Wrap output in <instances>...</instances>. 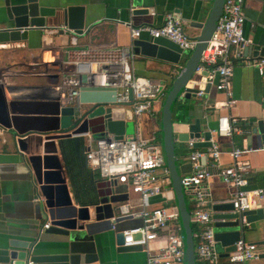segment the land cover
<instances>
[{
  "label": "crops",
  "instance_id": "crops-1",
  "mask_svg": "<svg viewBox=\"0 0 264 264\" xmlns=\"http://www.w3.org/2000/svg\"><path fill=\"white\" fill-rule=\"evenodd\" d=\"M41 3L54 11V14L47 18L49 28L64 29L62 36L69 34L68 44L62 45L61 35L44 34L41 29L31 30L27 40L0 43V63H2L0 69H3L0 72V84L5 89L7 101L15 103L14 107L18 111L16 115L19 117L17 124L23 130L32 126L45 128L47 124L50 125V123L30 121L28 118H52L54 109L52 103L56 101L58 95L61 101L62 50L134 44L128 23L159 25L167 12L175 13L183 21L187 34L197 36L201 32V28L197 25L206 21L214 0H41ZM68 7H74L76 12L83 15L85 28L80 34L70 30L64 23V10ZM143 8H147V12L137 10ZM244 15L246 17L245 35L250 40L249 45H253V52L256 50L258 52L257 55L252 54L237 59L234 63L230 85L231 96L217 88V84L213 83L214 78L212 80L207 78L211 86L208 88L205 86L203 89L199 88L200 77L196 78L190 85L198 88L197 92L189 96L184 94L176 102L173 122L176 133L187 132L189 124L196 120L200 121L203 130L210 129L213 133L211 141L217 143L222 152L219 168L233 163L231 153L236 148L248 149L241 159L247 161L251 167L249 188L256 189L264 188V143L259 144L255 136L251 138L248 132L250 127L246 123L250 118L258 117L264 112V76L252 63L254 58L264 57V54L262 55V52L264 53V0H247ZM5 17L3 2L0 0V27H5V24L1 23ZM44 35L52 37L53 41L48 42V38ZM142 38L149 39L147 35ZM190 54L191 52L184 54L183 61L176 65L137 53L134 70L139 76L158 80L170 87L174 76L181 70V66L185 65ZM201 91L203 93H200ZM232 100L234 102L229 104ZM163 102L164 100L155 104L154 114L144 113L139 120L129 116V112L125 109L115 107L113 119L125 122L124 135H135L139 132L144 138L156 137L162 143ZM220 116L230 118L231 135L216 133ZM90 130H93V133H99L103 130V124L91 125ZM15 131L16 128L13 126L7 128L0 125V242L31 241L38 237L42 242H50L58 237L47 234L42 229L45 222H50L46 215L49 209L44 201L35 200L37 188L33 180V170L28 161L29 155L39 154L42 151V146L39 144L41 130L37 128L23 136L27 145L26 151L19 149L17 144L19 136L14 135ZM193 149L188 141L177 142L178 168L180 170L184 166L183 168L187 170L182 176L192 172L185 164L191 162L189 155ZM65 155L68 166L66 176L72 179V184L80 194L79 196L83 198L82 200L93 197L96 190L95 183L100 177L97 171L89 167L84 149L82 158L79 159L75 148L67 144ZM59 157H62L60 152ZM68 183L70 185L71 181ZM209 185L210 207L213 214L225 212L214 210L213 206L230 202L236 190L235 187L227 185L218 175L210 178ZM170 190L169 187L165 193L150 198L151 206L176 204L175 198H171ZM90 192L91 197H89ZM190 192H186V198L187 194L191 195L192 192ZM127 194L128 198L122 204L128 203L136 209L140 208V195L132 191ZM259 200L253 209L264 207V197ZM188 204L192 211L194 200L191 199ZM91 212L93 213L92 207ZM141 223L142 219L129 217L117 223V227L127 229ZM117 232L118 229L112 227L97 233L98 258L90 264H140L165 246V238L151 240L147 244H118ZM245 239L262 245L264 249V219L257 223L256 229L250 227L246 231ZM197 262L210 264L198 259ZM256 263L264 264V259L259 257ZM223 264H228L227 260L223 261Z\"/></svg>",
  "mask_w": 264,
  "mask_h": 264
},
{
  "label": "built area",
  "instance_id": "built-area-1",
  "mask_svg": "<svg viewBox=\"0 0 264 264\" xmlns=\"http://www.w3.org/2000/svg\"><path fill=\"white\" fill-rule=\"evenodd\" d=\"M246 1L225 0L222 15L196 69L200 73L207 70L209 80L219 72L217 88L229 96L234 63L245 57L244 48L250 42L244 32ZM183 25V21L173 12H167L159 25L128 23L133 40L144 35L151 40L166 37L189 53L195 49L198 39L197 36L187 34ZM136 55L133 43L62 50L61 103L76 109V127L89 114V110L101 109L100 105L79 101L82 74L88 75L97 86L117 88V102L105 105V109L121 107L136 120L144 113H155L154 106L165 100L168 87L158 80L137 75L134 70ZM252 63L264 76V57L254 58ZM129 89L133 90V99H130ZM233 102L232 100L229 104ZM100 132L96 135L89 129L82 133L84 154L89 167L97 171L103 181L111 183V187L125 186L126 189L121 192L132 191L140 195V208L136 209L128 203L121 204V215L142 219L140 225L123 230L124 244H147L151 240L165 238V246L140 264H186L185 238L177 205L150 204V198L165 193L171 184L170 170L161 142L156 137L144 138L139 132L122 137H116L107 129ZM216 133L232 134V123L228 116L219 117ZM194 142L195 139L188 141L189 146L194 148L189 155L193 171L184 174L181 182L186 190L194 194L191 221L196 227L193 228V236L197 259L210 264H223L225 260L228 264H257L256 260L264 252L263 246L244 237L235 242L234 250L227 254L222 253L215 236L217 220L210 207L209 181L214 175H218L227 185L235 187L230 199L233 211L239 214L243 224L249 225L245 212L253 209L259 199L264 197V188H249L251 167L247 161L241 159L248 149L236 148L231 153L233 163L219 168L222 152L218 144L213 141L212 146L204 151L195 148ZM203 157L206 158L204 164ZM215 168L217 169L214 170ZM35 200L45 201V197L37 194ZM49 227L50 222H45L42 229Z\"/></svg>",
  "mask_w": 264,
  "mask_h": 264
},
{
  "label": "water",
  "instance_id": "water-1",
  "mask_svg": "<svg viewBox=\"0 0 264 264\" xmlns=\"http://www.w3.org/2000/svg\"><path fill=\"white\" fill-rule=\"evenodd\" d=\"M2 2L6 17L1 22L5 24V27H0V43L27 40L30 31L35 29H41L44 34H58L61 36L65 31L62 28H49L47 18L53 15L54 11L44 6L41 0H2ZM224 3L225 0H214V5L206 21L198 23L197 26L201 28L200 34L197 35L198 43L186 59L183 68L174 76L172 84L168 87L162 107L163 139L161 144L170 170L171 198H175L180 213L182 232L185 238L186 264H198V262L191 211L186 198V192L188 191L181 182L182 174L187 170L183 168L184 166L180 170L178 168L176 145L177 142H187L190 138H194L193 146L207 151L212 146L213 133L210 129L203 130L199 120L190 123L187 132L176 133L173 111L176 102L184 94L189 96L197 92L198 88L190 85L194 79L200 77L199 88L203 89L205 86L207 88L211 86V83L207 82L209 72L205 70L200 73L196 69L222 15ZM137 10L147 12L148 9ZM76 11L74 7L65 9L64 23L70 30L80 34L85 28V20L83 15ZM44 36L48 38V42L53 41L52 37ZM45 37L44 39L47 40ZM68 39L69 34L63 35L61 37L62 45L68 44ZM134 48L136 53L156 57L176 65L183 61L182 57L187 53L177 43L166 37H157L152 40L135 39ZM257 52V50L253 52V45L244 48L245 56L257 55ZM80 80L82 85L79 101L100 105L101 109L89 110V114L78 127H76L78 122L76 121V109L73 106L62 104L60 95L52 103L54 107L51 114L52 118H28V120L38 123H50L45 128L37 127L41 130L39 144L42 146V151L39 154L29 155L28 161L33 170V180L37 188V194H42L45 197L44 204L49 209V213H46V215L50 220V227L45 229V233L57 235L58 238L50 242L45 241L48 243L42 242L40 237L31 241L10 240L0 242V264H90L98 258L97 233L112 227L118 229V244L125 243L124 229L118 228L117 223L131 217L130 215H121V204L128 198V194L121 191L125 190L126 187L113 188L111 183L100 178L95 183L96 190L93 193V202L86 203L77 197L72 179L66 176L68 175L66 174L68 173L65 156L66 145H72L75 148L77 157L81 159L84 148L82 133L88 131L91 125L102 123L103 130L107 129L116 137H122L126 133L125 122L111 118L115 108H104L105 105L117 102V88L97 86L86 74H82ZM218 81L219 72H216L213 83L217 84ZM4 90V87L0 84V125L7 128L15 127L14 135L19 136L17 140L19 149L26 151L27 145H25L23 136L37 128L32 126L27 130H23L18 126L19 117L16 115L18 111L14 107L15 103L7 101ZM129 96L130 99H133L132 89H129ZM246 124L250 127L248 132L251 138L255 136L258 143L263 144L264 112L260 113L258 117L250 118ZM94 133L99 135L101 132ZM202 136L203 139H201ZM205 161L206 158L203 157L202 162ZM185 165L193 171L191 162ZM68 181H71L70 185ZM213 209L225 211L213 214L217 220L215 222V236L219 242V249L223 248L221 250L223 254L234 250L235 242L242 237L245 238L246 231L250 227L256 229L257 223L264 219V207L245 212L250 227L240 221L239 214L234 213L231 202L214 205ZM63 210L67 211L64 212ZM259 257L264 259V253Z\"/></svg>",
  "mask_w": 264,
  "mask_h": 264
},
{
  "label": "trees",
  "instance_id": "trees-1",
  "mask_svg": "<svg viewBox=\"0 0 264 264\" xmlns=\"http://www.w3.org/2000/svg\"><path fill=\"white\" fill-rule=\"evenodd\" d=\"M66 153V152H65ZM75 189V191H76V194H77V197L82 201V202H86V203H88V202H93V197H91L92 196V193L90 194L89 193V197H91V198H89V199H87V200H82L83 198H81V196H79L80 194L78 193V191L76 190V188H74Z\"/></svg>",
  "mask_w": 264,
  "mask_h": 264
},
{
  "label": "rangeland",
  "instance_id": "rangeland-1",
  "mask_svg": "<svg viewBox=\"0 0 264 264\" xmlns=\"http://www.w3.org/2000/svg\"><path fill=\"white\" fill-rule=\"evenodd\" d=\"M2 63H0L1 65ZM3 69H0V72L2 71ZM161 140V139H160ZM191 199H193V194H187V202L190 201ZM193 225V224H192ZM193 228L196 229V227L193 225Z\"/></svg>",
  "mask_w": 264,
  "mask_h": 264
},
{
  "label": "flooded vegetation",
  "instance_id": "flooded-vegetation-1",
  "mask_svg": "<svg viewBox=\"0 0 264 264\" xmlns=\"http://www.w3.org/2000/svg\"><path fill=\"white\" fill-rule=\"evenodd\" d=\"M66 156V155H65Z\"/></svg>",
  "mask_w": 264,
  "mask_h": 264
}]
</instances>
